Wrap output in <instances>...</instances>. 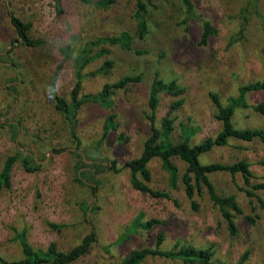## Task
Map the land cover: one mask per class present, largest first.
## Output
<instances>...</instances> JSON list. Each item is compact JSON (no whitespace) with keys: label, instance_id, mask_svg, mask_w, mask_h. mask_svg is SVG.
<instances>
[{"label":"rangeland","instance_id":"1","mask_svg":"<svg viewBox=\"0 0 264 264\" xmlns=\"http://www.w3.org/2000/svg\"><path fill=\"white\" fill-rule=\"evenodd\" d=\"M195 16L187 17L181 0H150L144 14L147 32L138 35L135 0H114L102 8L81 0H0V169L10 155L18 157L11 170V186L0 193V254L7 259L22 257L12 227L26 230L34 248H46L55 241L68 250L91 228L96 241L89 252L72 264H109L124 258L131 250L153 247L155 237L163 232L161 247L192 244L212 246L220 264H261L264 258V211L255 198L251 200L239 173L217 172L211 175L216 190L234 194L243 213L235 215L238 232L231 236L218 208L206 194L197 195L199 211L190 208L182 186L170 190L167 176L158 158H152L149 185L171 191V198H155L135 189L129 180L125 162L142 150L150 132L147 92L157 72L166 81L176 79L185 88L178 96L183 104L173 110L179 139L180 123L198 126L193 142L215 136L221 122L214 117L215 105L209 92H216L223 104L235 96L238 87L249 81L264 80V0H257L261 18L252 16L242 39L229 43L239 29V10L243 0H192ZM10 12L30 22L29 34L43 43L31 47L22 43L10 22ZM201 18L208 19L217 34L206 44L200 43ZM128 30L133 36L136 54L118 45L101 43L91 46L90 56L101 48L108 54L93 57L81 71L80 93H96L105 82L124 74H142L141 81L117 90L113 104L105 107L85 102L73 116L74 131L56 106L55 95L70 100L76 82V60L87 46L101 36H114ZM110 58L108 74L96 73ZM161 94L156 122L165 115L171 101ZM264 99V90L246 93L248 107L237 108L232 121L238 128L264 129V115L252 108ZM109 113L115 114L116 130L102 138L103 124ZM18 122L16 130L10 124ZM123 136L120 138V134ZM19 149V150H18ZM86 150L93 158L101 157L105 167H97L89 182L76 179L79 157L73 153ZM30 153L33 171L24 169L20 158ZM245 159L253 174L252 182L264 181V143L230 138L225 145L214 146L201 156L203 163H232ZM34 160L39 164L34 165ZM114 160V167H112ZM181 170L184 164L176 160ZM264 198V190H255ZM86 209V210H85ZM155 217L162 223L151 229L137 228L128 234L131 223ZM245 215L255 218L251 224ZM49 222L62 224L57 230ZM141 264H181L163 257H148Z\"/></svg>","mask_w":264,"mask_h":264},{"label":"trees","instance_id":"2","mask_svg":"<svg viewBox=\"0 0 264 264\" xmlns=\"http://www.w3.org/2000/svg\"><path fill=\"white\" fill-rule=\"evenodd\" d=\"M58 5L61 0H54ZM87 3H92L95 6L105 8L114 0H81ZM243 5L239 10V29L230 37L229 43H234L244 36V31L247 27L252 16L261 18V13L258 10L257 0H243ZM185 8L186 16L192 17L196 15L194 4L192 0H181ZM150 0H135L136 11L133 14L136 20L138 35L142 37L147 32V24L144 14L147 11ZM10 22L14 27L17 36L21 39L22 43L27 46L35 47L43 43L40 38H32L29 34L31 27L30 22L23 21L20 17L10 12ZM217 34V29L212 25L208 19L201 18V36L200 43L206 44L209 38ZM133 36L128 30H122L114 36H101L94 41H88L86 48L83 49L81 54L76 60V82L70 92V100L68 101L62 96L55 95L56 106L62 111L64 118L68 121L71 127V133L77 141L79 147V140L74 131L73 116L77 113L80 107L85 102L99 103L105 107L113 104L112 96L117 90H124L128 85L141 81L142 74H124L120 78L112 82H105L101 89L96 93L81 94V71L85 64L93 57L106 55L109 50L101 48L96 51L94 56H90L91 46H96L101 43H108L110 45H118L124 50L133 51L136 54H143L146 51L143 49H135L132 45ZM264 50V49H263ZM90 51V52H89ZM113 60L110 58L105 59L101 65L96 69V73L108 74L113 67ZM255 90H264V80L249 81L238 87V92L235 96H230L226 104H223L219 95L214 92H209V97L216 107L214 117L221 122V129L215 136H207L199 142H193V136L199 130L198 126H191L185 123H180L179 139L174 140L173 134L175 131L174 118L171 116L173 110L179 108L184 99L177 98L185 92V88L181 86L176 79L164 80L158 76L156 72L150 82L147 92V105L149 113L146 118L149 120L150 132L144 140L143 147L139 155L125 162L124 166L129 171V180L131 185L144 193H148L155 198H171V191L176 189L180 184L184 191L189 206L194 211H199L201 202L197 199V195L206 194L208 200L218 208L221 216L223 217L229 234L234 236L238 232V227L235 222V215L242 214L243 210L238 203L234 194H221L216 190L211 175L217 172H229L231 175L239 173L245 187L242 188L246 196L251 200L255 198L259 203L260 208L264 211V198L256 194L255 190H264V181L252 182L253 174L249 168V163L245 159H240L232 163H223L219 161L203 163L201 156L210 151L214 146L225 145L230 138H236L244 141L259 140L264 143V129L261 127L256 128H238L234 125L232 118L237 108L248 107L246 101V93ZM168 94L174 97L170 103L169 109L165 115L160 117V123L156 122V110L161 98V94ZM255 111L264 115V99L252 105ZM115 114L109 113L103 124L104 138L110 130H116L118 123L114 120ZM16 130L19 126L18 122L10 124ZM123 134H120V138ZM19 150V149H18ZM79 157V174L76 179L89 182V187L93 192L96 191L95 184H92L90 177L94 169L101 166L105 167L101 157L93 158L86 150L73 151ZM84 156H83V154ZM158 158L161 166L167 176V184L170 190L157 189L149 185L151 180V172L148 163L152 158ZM32 159L30 153H26L20 161L27 171H33L35 168L29 164ZM18 160L15 155H10L6 158L0 169V193L3 189H8L11 186V170L14 162ZM89 160V161H87ZM176 160L184 164V170H181ZM34 165L39 166L38 162L34 160ZM112 167H114V160ZM84 179V180H83ZM86 210V209H85ZM140 214L131 223L127 229V233L135 231L137 228L145 230L151 229L154 225L162 223L158 218L152 217L147 220H141ZM245 218L251 223H255V218L251 215H245ZM50 227L57 230L62 228V224L49 222ZM14 238L18 242L22 257L18 259H7L0 254V264H72L85 256L93 243L96 241V233L93 228L89 230L81 240L72 246L70 249L64 251L58 248L55 241H50L46 248H34L29 242L26 230H17L12 227ZM164 240L163 232H159L155 237V244L153 247L144 246L141 248L131 250L119 262L109 264H141L148 257H163L174 259L181 262V264H219L214 258V250L212 246L197 247L192 244L177 245L172 249H164L161 244ZM248 252H245L241 257L239 264L243 263L247 258ZM221 264V263H220ZM261 264H264V258Z\"/></svg>","mask_w":264,"mask_h":264},{"label":"water","instance_id":"3","mask_svg":"<svg viewBox=\"0 0 264 264\" xmlns=\"http://www.w3.org/2000/svg\"><path fill=\"white\" fill-rule=\"evenodd\" d=\"M83 154V153H82ZM83 156H84V154H83ZM87 161H89V160H87ZM78 174H79V177H80V170H79V172H78ZM84 180V179H83ZM85 182H87L86 180H84Z\"/></svg>","mask_w":264,"mask_h":264}]
</instances>
